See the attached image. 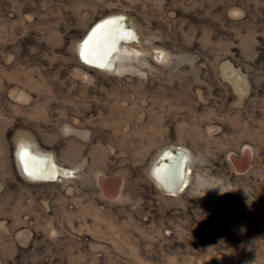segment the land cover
Segmentation results:
<instances>
[{
    "label": "rangeland",
    "instance_id": "obj_1",
    "mask_svg": "<svg viewBox=\"0 0 264 264\" xmlns=\"http://www.w3.org/2000/svg\"><path fill=\"white\" fill-rule=\"evenodd\" d=\"M112 16L126 53L83 64ZM0 264H264V0H0Z\"/></svg>",
    "mask_w": 264,
    "mask_h": 264
},
{
    "label": "bare ground",
    "instance_id": "obj_2",
    "mask_svg": "<svg viewBox=\"0 0 264 264\" xmlns=\"http://www.w3.org/2000/svg\"><path fill=\"white\" fill-rule=\"evenodd\" d=\"M131 34L118 16L97 22L81 41L78 54L79 58L80 55L82 57L81 62L97 69H111L116 60L126 53L122 48ZM188 157L185 152L167 151L161 163L152 170L153 177L170 194L182 190L187 185L185 169ZM18 160L23 173L29 178L52 181L67 174L50 162L49 158L33 152L29 147H23Z\"/></svg>",
    "mask_w": 264,
    "mask_h": 264
}]
</instances>
